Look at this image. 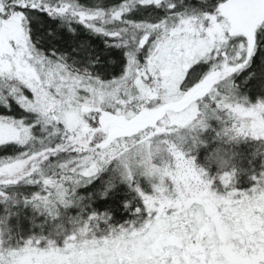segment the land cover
<instances>
[{
    "label": "snow or ice",
    "instance_id": "snow-or-ice-1",
    "mask_svg": "<svg viewBox=\"0 0 264 264\" xmlns=\"http://www.w3.org/2000/svg\"><path fill=\"white\" fill-rule=\"evenodd\" d=\"M255 79L264 0H0V264H264V167L221 155L264 145Z\"/></svg>",
    "mask_w": 264,
    "mask_h": 264
},
{
    "label": "trees",
    "instance_id": "trees-1",
    "mask_svg": "<svg viewBox=\"0 0 264 264\" xmlns=\"http://www.w3.org/2000/svg\"><path fill=\"white\" fill-rule=\"evenodd\" d=\"M193 3L196 0H192ZM248 71H256L259 72L260 68L258 65H253L251 69H246L245 73ZM245 73H241V79H243ZM242 91H244L249 98L255 99L258 98L260 95H264V88L261 87V81L259 79L249 80L246 85H244ZM232 153L235 154L236 158V187L238 189H247L252 185L251 176L255 175L257 172L262 170L264 167V145H261L260 142L253 140L251 138H240L238 141L232 142L230 145L225 142L223 147V152L221 153L222 157L226 160H230L232 157ZM13 154L11 151H3L0 150V156L3 155H11ZM205 150L201 149L198 153V160L200 164H204L205 162ZM208 170L212 175H215L217 169L220 168V163L217 159L213 158L212 160L207 162ZM143 186L147 190L149 188V184L147 181H143ZM34 191L32 188L28 187H20L19 193L21 195H27L28 193ZM2 207V205H0ZM121 215H123L122 209L120 210ZM30 211L27 213L22 214L21 219L19 221V228L18 232L20 235H24L26 233H30L34 230L33 223L30 219L25 220L24 216L30 217ZM115 216V212L113 213ZM39 221L36 223V228L39 227ZM69 231L71 230V225H67ZM28 255V256H26ZM53 256V255H52ZM61 257L50 256L46 255H38L34 252H26L23 255L17 256L15 259V264L17 261L20 260L21 262L24 261L22 264H59V262H55L54 260L59 259ZM78 259L80 261H84L88 259V256L81 254ZM21 264V263H19Z\"/></svg>",
    "mask_w": 264,
    "mask_h": 264
},
{
    "label": "rangeland",
    "instance_id": "rangeland-1",
    "mask_svg": "<svg viewBox=\"0 0 264 264\" xmlns=\"http://www.w3.org/2000/svg\"><path fill=\"white\" fill-rule=\"evenodd\" d=\"M119 126V125H118ZM128 125H123V127H127ZM26 256H28V255H26ZM46 256H50L51 258H53V256L52 255H46ZM29 257V256H28ZM60 260H61V258H60ZM59 259H56V260H54L55 262H59L60 261Z\"/></svg>",
    "mask_w": 264,
    "mask_h": 264
},
{
    "label": "flooded vegetation",
    "instance_id": "flooded-vegetation-1",
    "mask_svg": "<svg viewBox=\"0 0 264 264\" xmlns=\"http://www.w3.org/2000/svg\"><path fill=\"white\" fill-rule=\"evenodd\" d=\"M19 263H21V264H22V263H24V261H23V262H21L20 260H18V261H17V264H19Z\"/></svg>",
    "mask_w": 264,
    "mask_h": 264
}]
</instances>
